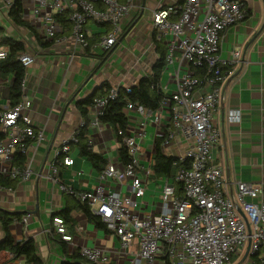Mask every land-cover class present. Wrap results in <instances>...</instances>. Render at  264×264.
I'll return each instance as SVG.
<instances>
[{
	"label": "built area",
	"instance_id": "2783aa9c",
	"mask_svg": "<svg viewBox=\"0 0 264 264\" xmlns=\"http://www.w3.org/2000/svg\"><path fill=\"white\" fill-rule=\"evenodd\" d=\"M134 1L21 0L22 12L31 6V16L27 18L22 13V17L46 41L62 44L69 37L73 50L75 47L81 51H108L118 43L122 33L119 21L134 8ZM12 3L13 0H0V22L4 21ZM244 18L245 12L238 0H183L156 10L152 15L155 40L164 45L165 64L178 63L174 91L163 94L156 110L126 103L125 115L128 118L133 113L136 121L127 125L125 134L121 130L116 132L129 158L125 165L108 157L97 183L86 191L60 185L62 192L85 203L105 229L118 238L120 248L128 256V264L166 260L172 264H264V201L259 200L264 194L263 187L238 181L232 194L226 187L221 167L211 163L219 138L218 130L211 123L212 115L221 99V86L232 76L240 59L238 50L227 59L220 58V38L226 28ZM89 23L92 28L107 27L92 45L88 39L94 33ZM65 30L69 32L68 37L62 35ZM2 38L0 33V61L8 55V49L1 46ZM17 60L23 67L34 62L25 53ZM119 89L112 87L93 100L88 127L99 134L106 126L100 118L109 102L116 99ZM124 90L129 92V88ZM25 106L21 99L0 111V135L4 138L0 141V177L18 182L32 176L29 146L38 147L44 139V128L34 126L24 115ZM164 111L168 122L160 134L158 115ZM151 116L154 120L149 119ZM240 118L238 110L227 112L229 123H238ZM149 124L155 130L148 134ZM145 139L153 147L160 139L161 151L180 165L172 180L164 181L159 195L161 210L157 215L139 212L138 200L146 189L151 165L144 157L148 146L141 147ZM71 142L77 139L72 137ZM180 143L187 144L185 151L172 153L171 147ZM16 152L26 157L23 167L14 162ZM69 153L68 141H64L54 157L58 159L63 154L61 164L70 167L73 159ZM48 170L41 177L55 180V160L50 162ZM177 184L180 195H177ZM21 222L26 224V217ZM51 225L61 241H71L61 218H52ZM79 253L87 264H108L109 261L108 252L94 248L81 247ZM233 257L237 259L233 261Z\"/></svg>",
	"mask_w": 264,
	"mask_h": 264
},
{
	"label": "crops",
	"instance_id": "0c3cea01",
	"mask_svg": "<svg viewBox=\"0 0 264 264\" xmlns=\"http://www.w3.org/2000/svg\"><path fill=\"white\" fill-rule=\"evenodd\" d=\"M182 1L135 0L134 8L119 21L122 33L118 37V43L108 51H81L75 47L73 50L68 30L62 33L68 37L65 43L46 41L23 19L22 13L25 11H21V19L26 22V27L19 28L11 24L7 16L0 22L3 38L21 42L25 47L22 54L34 58V62L25 67L26 75L20 100L24 99L26 104L24 115L32 120L34 126L44 128V139L39 146H29L32 176L24 182L12 180L13 184L7 186V189L0 188V212L20 215L18 220L11 224L21 225V235H10L15 242L33 240L36 256L41 264L84 262L85 259L79 253L81 247L108 252V264H128L124 259L128 256L120 248L118 238L107 231L100 219L92 215L90 210L89 213L99 219L104 228H97L93 222L88 221L82 209L78 207L82 202L60 190V185H68L75 191H86L97 183L100 171L78 154V136L84 128L88 132L85 143L93 153L101 155L106 163L110 157L122 164L118 156L121 146L114 130L105 126L104 132L99 134L89 128L91 107L85 120L76 108V103L89 96L96 98L104 95L112 87L130 88L140 79L150 76L158 59L157 45L164 46L155 40L152 15L159 8ZM238 1L245 12V18L222 32L219 56L227 59L233 51L238 50L240 59L234 66L232 76L221 86V99L211 119L213 127L219 132L211 163L221 167L226 187L232 194L235 193V183L238 181L260 185L264 189V0ZM89 26L94 33L88 39L92 45L101 30H106L107 27L92 28L91 23ZM175 55L178 56V53ZM177 65L178 63L165 64L162 70L159 87L163 94L175 89L174 74ZM11 83L10 76L0 77V111L12 107L9 101ZM234 109L240 112V121L229 123L226 120L227 112ZM154 116L149 119L152 120ZM158 118L161 124L160 134H163L168 122L167 113L162 112ZM135 121L136 116L130 113L127 125H133ZM148 128L151 129L149 133L155 130L152 124L146 127V131ZM72 137L76 138L77 142H71ZM3 139L2 137L1 140ZM64 141H68V156L73 159L70 167L61 164L63 154L58 159L54 157L56 149ZM160 141H155V149L153 144H148L144 152V157L150 160L151 165L147 171L149 176L146 189L138 200L139 212L143 215L160 213L161 188L166 179L173 178L158 177L152 172L153 156L156 149L161 151L158 147ZM186 147L187 144L180 143L177 147H171L170 151L182 154ZM24 158L26 163V157ZM53 160L57 167V176L55 180L50 181L41 176L49 171V164ZM14 162L21 167L25 165ZM144 164L147 165V162ZM113 187L117 188L115 185ZM178 190L180 189L177 184V195H180L181 190L180 193ZM259 200L264 201V194ZM154 201L160 203L157 212ZM66 209L70 210L69 222L58 216V213ZM23 217L27 219L26 224L21 222ZM54 217L63 220L65 233L71 237L70 242L61 241L55 233L54 226L51 225ZM2 238L0 225V241ZM109 242H112L115 251L112 252L107 247ZM73 254H78L80 259L70 258ZM12 261L27 264L23 258L0 251V264H9ZM158 263L172 264L169 260ZM84 264H87V261Z\"/></svg>",
	"mask_w": 264,
	"mask_h": 264
},
{
	"label": "trees",
	"instance_id": "16d2710c",
	"mask_svg": "<svg viewBox=\"0 0 264 264\" xmlns=\"http://www.w3.org/2000/svg\"><path fill=\"white\" fill-rule=\"evenodd\" d=\"M22 4L21 0H13L12 6L7 13V18L9 22L20 27H26V22L21 19ZM1 46L8 48L7 57L0 61V77L12 78V83L10 86L9 92V101L11 106L19 103L21 94H22V81L26 75V68L17 60V57L22 54L25 50L24 45L15 40L4 39L1 40ZM156 52L158 54V59L154 64L152 74L148 77H144L138 81L137 84L129 88V92H126L124 89L120 88L115 100L109 102L106 109L104 110L103 115L100 118V121L103 125L111 127L116 133L118 130H121L126 133L128 118L124 113V108L126 103L133 102L142 107L150 110H156L159 106V103L163 97V93L159 87L160 78L162 70L165 66V48L164 46L157 45ZM95 96H89L86 99L76 103V108L80 114L85 118L88 109L92 106ZM84 130V131H83ZM78 136V154L86 158L92 166L97 170L101 171L106 161L105 159L96 153H93L85 143L87 139L88 132L83 129ZM3 135H0V140ZM118 156L121 159L123 165L128 161V155L125 148L120 147L118 149ZM16 163L23 165L25 163V158L23 155L16 153V158L14 159ZM172 158L164 156V154L156 149V152L153 156V165L152 172L158 177H168L172 178L180 165L174 164ZM13 181L9 177H0V186L8 188L11 186ZM180 193V190H178ZM82 209L87 220L93 222L97 228L103 229V225L100 223L99 219L92 216L89 213V208L85 203L79 204L78 206ZM69 213L70 210L66 209L60 213L58 216L62 217L66 222H69ZM20 217L19 214H10L7 212H0V225L3 231V238L0 241V251H7L11 253L16 258H23L27 264H41L38 260L35 252L34 242L31 239L25 241L15 242L12 236L9 233L8 227L13 222L18 220ZM70 258H79L78 254H73ZM80 259V258H79ZM81 262V261H80ZM84 262L78 264H84ZM71 264V263H63Z\"/></svg>",
	"mask_w": 264,
	"mask_h": 264
},
{
	"label": "rangeland",
	"instance_id": "374dc122",
	"mask_svg": "<svg viewBox=\"0 0 264 264\" xmlns=\"http://www.w3.org/2000/svg\"><path fill=\"white\" fill-rule=\"evenodd\" d=\"M26 10H25V12H24V14H25V16L26 17H30L31 16V6L30 5H28V6H26ZM4 86V85H3ZM2 86V87H3ZM149 131H151V129H147V133H149ZM7 141V140H6ZM149 142H150V140L148 139H145L142 143H141V147L142 148H145V147H147L148 146V144H149ZM148 176H149V174H147ZM152 180V179H151ZM133 200H135V198H133ZM154 204H155V206H156V212L157 211H159V207H160V203L157 201H154ZM146 214H148V213H146ZM154 214V213H153ZM21 225H14V224H10L9 225V227H8V230H9V233L13 236V237H15L16 235L17 236H20L21 234H20V230H21ZM99 234H102V233H99ZM76 235V234H75ZM73 236H74V234H73ZM98 247H100V245H97ZM109 249H110V251H115L114 250V248H113V245H112V242H109L108 243V246H107ZM100 248H102V247H100ZM124 259L128 262V258L126 259V256L124 257ZM233 259V261H235L236 259H237V257H233L232 258ZM9 264H18V262L17 261H12V262H10ZM154 264H159L158 263V261H155V263Z\"/></svg>",
	"mask_w": 264,
	"mask_h": 264
},
{
	"label": "water",
	"instance_id": "95a60500",
	"mask_svg": "<svg viewBox=\"0 0 264 264\" xmlns=\"http://www.w3.org/2000/svg\"><path fill=\"white\" fill-rule=\"evenodd\" d=\"M248 251V245L246 246V251H245V255L247 254ZM243 260V259H242ZM239 264V263H238Z\"/></svg>",
	"mask_w": 264,
	"mask_h": 264
}]
</instances>
